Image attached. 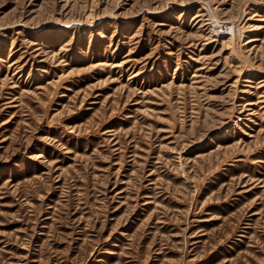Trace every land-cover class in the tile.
I'll list each match as a JSON object with an SVG mask.
<instances>
[{"label":"rangeland","instance_id":"rangeland-1","mask_svg":"<svg viewBox=\"0 0 264 264\" xmlns=\"http://www.w3.org/2000/svg\"><path fill=\"white\" fill-rule=\"evenodd\" d=\"M0 264H264V0H0Z\"/></svg>","mask_w":264,"mask_h":264}]
</instances>
